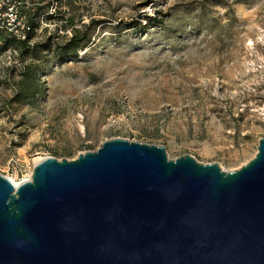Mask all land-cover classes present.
Returning a JSON list of instances; mask_svg holds the SVG:
<instances>
[{
	"label": "rangeland",
	"instance_id": "1",
	"mask_svg": "<svg viewBox=\"0 0 264 264\" xmlns=\"http://www.w3.org/2000/svg\"><path fill=\"white\" fill-rule=\"evenodd\" d=\"M39 12L24 57L5 42ZM66 19L95 23L60 61L45 45L67 42ZM116 138L225 173L250 162L264 138V0H0V175L21 182L36 158Z\"/></svg>",
	"mask_w": 264,
	"mask_h": 264
},
{
	"label": "water",
	"instance_id": "2",
	"mask_svg": "<svg viewBox=\"0 0 264 264\" xmlns=\"http://www.w3.org/2000/svg\"><path fill=\"white\" fill-rule=\"evenodd\" d=\"M223 172L123 139L0 175V264H264V138Z\"/></svg>",
	"mask_w": 264,
	"mask_h": 264
},
{
	"label": "trees",
	"instance_id": "3",
	"mask_svg": "<svg viewBox=\"0 0 264 264\" xmlns=\"http://www.w3.org/2000/svg\"><path fill=\"white\" fill-rule=\"evenodd\" d=\"M43 14H45V16L48 17L49 20L54 18L52 17L53 15L48 14L47 11L43 12ZM39 16H40V12L37 16L35 15L34 19H31L29 21L30 30L27 31L26 38L24 40H20L16 36H12L10 37L9 40L5 42V45L12 47L13 49H15V51L16 50L20 51L24 55V57L27 56V54L31 52L33 53L38 47L37 44L31 45V41L35 37L34 32L38 26L37 17L39 18ZM63 23H64V27H69L72 33L71 37L67 40V42L63 46H59L57 44L53 45V44H50V42H48V44L45 45V48L47 50H50V49L54 50V53L58 56L60 61H66L69 58V56L72 55L71 52L77 53L78 50L83 49L82 43L86 42L88 39L86 36L87 34L85 32L93 28V24L95 23V20L89 22L88 25L82 24L79 28L74 27L72 19H66L65 21H63ZM128 26L129 28H133L136 26V23H131ZM27 70H28L27 72L23 73L25 77L28 76L30 72L34 73L35 68L28 67ZM30 91H32L31 88L20 90L16 95L17 97H19L17 98V100L18 101L21 100V98H23Z\"/></svg>",
	"mask_w": 264,
	"mask_h": 264
},
{
	"label": "bare ground",
	"instance_id": "4",
	"mask_svg": "<svg viewBox=\"0 0 264 264\" xmlns=\"http://www.w3.org/2000/svg\"><path fill=\"white\" fill-rule=\"evenodd\" d=\"M43 159L42 158H36L35 160H34V163H38V162H40V161H42ZM30 177H28L27 179H24V180H22V181H26V180H28ZM13 184H15L16 186L18 185V184H20V182H17V181H15V180H10Z\"/></svg>",
	"mask_w": 264,
	"mask_h": 264
},
{
	"label": "built area",
	"instance_id": "5",
	"mask_svg": "<svg viewBox=\"0 0 264 264\" xmlns=\"http://www.w3.org/2000/svg\"><path fill=\"white\" fill-rule=\"evenodd\" d=\"M29 30H30V27L27 26V28H26V29L24 30V32H23L24 35L20 36L19 39H20V40H24V39L26 38V33H27V31H29Z\"/></svg>",
	"mask_w": 264,
	"mask_h": 264
}]
</instances>
